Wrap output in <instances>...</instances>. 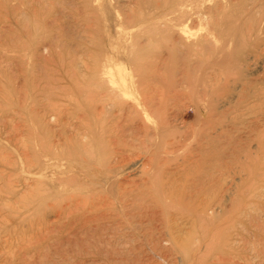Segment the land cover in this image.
Here are the masks:
<instances>
[{
  "label": "rangeland",
  "instance_id": "obj_1",
  "mask_svg": "<svg viewBox=\"0 0 264 264\" xmlns=\"http://www.w3.org/2000/svg\"><path fill=\"white\" fill-rule=\"evenodd\" d=\"M0 264H264V0H0Z\"/></svg>",
  "mask_w": 264,
  "mask_h": 264
},
{
  "label": "bare ground",
  "instance_id": "obj_2",
  "mask_svg": "<svg viewBox=\"0 0 264 264\" xmlns=\"http://www.w3.org/2000/svg\"><path fill=\"white\" fill-rule=\"evenodd\" d=\"M187 17H188V15H187ZM188 19H189V18H188ZM183 23H184V22H183ZM181 24H182V23H181ZM179 26H180V25H179ZM185 27H186L185 24H183V26L181 25V27L179 28L181 33H182V32H183V33H184V32H187ZM108 62H109V61H108ZM106 68H108V69L111 68V65H110V64L107 65ZM122 74H123V73H122ZM103 77H104V76H103ZM103 77H102V78H103ZM96 79H97V78H96ZM89 80H90V79H89ZM89 80L85 81V82H87L86 84H88V81H89ZM92 80H93V78H92ZM94 80H95V79H94ZM94 80H93V81H94ZM103 80H104V78H103ZM120 80L122 81V84H123V85H125L126 82H127L126 77H125L124 75H121ZM83 81H84V80H83ZM85 82H83V83H85ZM104 82H105V81H104ZM110 83L112 84V82H110ZM114 83H115V82H114ZM114 83H113V84H114ZM116 84H117V83H116ZM116 84H115V85H116ZM113 88L115 89L116 87H113ZM111 89H112V88H111ZM111 91H112V90H111ZM111 91H110V92H111ZM120 92H121V91H120ZM120 92H118V94H119ZM161 92H162V91H161ZM110 94H111V93H110ZM112 95H113V91H112ZM115 95H116V94H115ZM121 95H122V94H121ZM119 96H120V95H119ZM124 96H125V95H124ZM122 97H123V96H122ZM115 98H116V96H114V99H115ZM109 99H110V98H109ZM110 101H111V100H110ZM137 104H138V103H137ZM137 104H136V105H137ZM140 107H141V106H140ZM96 108H97V107H96ZM92 110H93V109H92ZM102 110H104V109H102ZM96 126H97V125H96ZM102 126H103V125H102ZM89 127H90V125H89L87 128H89ZM104 127H105V126H104ZM101 128H102V127H101ZM101 128H100V130H102ZM89 129H92V128H89ZM103 129H104V128H103ZM106 129H107V128H106ZM87 130H88V129H87ZM91 131H93V130H91ZM89 132H90V131L88 130V133H89ZM101 132H102V131H101ZM92 133H94V131H93ZM99 133H100V132H99ZM86 134H87V133H86ZM104 134H105V133H102V135H104ZM88 135H89V134H88ZM90 135H91V133H90ZM93 136H94V139H95V135H93ZM93 136L91 135L92 140H93ZM105 136H106V135H104L103 137L106 138ZM85 137L87 138L88 136L85 135ZM99 137H100V139L102 138V137H101V134H100ZM99 137H98V139H99ZM88 138L90 139V136H89ZM104 138H102L103 140L101 139L102 142H103V144H101V140H99V142H100L101 145H104L105 143H107V142H104V141H105ZM95 140H97V138H96ZM80 141H81V140H80ZM86 141H87V139H85V142H86ZM85 142H82V141H81L82 144H83V143H84V144L87 143V142H86V143H85ZM89 142L92 143L91 139H90ZM97 142H98V141H97ZM77 143H78V141H77ZM91 143H90V144H91ZM66 144H67V143H66ZM100 144H99V145H100ZM107 144H108V143H107ZM107 144H105L107 147H106V146H104V147L108 148V145H107ZM86 145H87V144H86ZM86 145H84V146L86 147ZM75 146H76V145H75ZM73 147H74V146H73ZM73 147H72V148H73ZM77 147H78V145H77ZM82 147H83V146H82ZM92 147H93V146H92ZM92 147H91V148H92ZM102 147H103V146H102ZM87 148L90 149L89 146H87ZM80 149H81V148L79 147V150H80ZM88 149H86V154H88L87 156L90 155V150H88ZM92 149H93V148H92ZM92 149H91V150H92ZM108 149H109V148H108ZM66 150H67V149H66ZM74 150H78V149L75 148ZM87 150H88V153H87ZM67 151H68V150H67ZM92 151H93V150H92ZM92 157H95V156H92ZM107 157H108V156H107ZM109 157H110V156H109ZM93 159H94V161H95V158H93ZM93 159H91V160H93ZM97 159H98V158H97ZM97 159H96V160H97ZM87 160H88V159H87ZM89 160H90V159H89ZM88 162H89V161H88ZM97 162H98V161H97Z\"/></svg>",
  "mask_w": 264,
  "mask_h": 264
}]
</instances>
